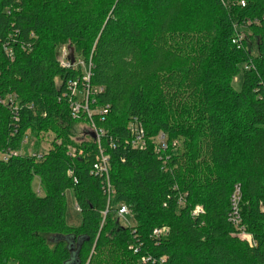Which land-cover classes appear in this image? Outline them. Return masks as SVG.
Listing matches in <instances>:
<instances>
[{
	"label": "trees",
	"instance_id": "obj_1",
	"mask_svg": "<svg viewBox=\"0 0 264 264\" xmlns=\"http://www.w3.org/2000/svg\"><path fill=\"white\" fill-rule=\"evenodd\" d=\"M80 124L99 141H75ZM8 151L19 155L0 160V264H264V0H0ZM101 152L110 189L94 171Z\"/></svg>",
	"mask_w": 264,
	"mask_h": 264
},
{
	"label": "built area",
	"instance_id": "obj_2",
	"mask_svg": "<svg viewBox=\"0 0 264 264\" xmlns=\"http://www.w3.org/2000/svg\"><path fill=\"white\" fill-rule=\"evenodd\" d=\"M241 40L242 38L239 36L237 37L236 39L233 40V44H236L238 45L239 47L241 46ZM59 62L61 64V67L63 68H70L72 67L73 65L70 63V61L68 60V56L67 58L66 57H60L59 59ZM90 72H88L87 76L84 78V80L86 82H89V79H90ZM70 89H71V92H72V95L73 96H76L78 95L77 94V83H71L70 85ZM85 94H83V97H84V100H87L88 99V95H89V92H91L89 90V88L87 87V90L84 91ZM86 96V98H85ZM81 109H85L86 111H88V107L87 105L86 106H82L79 102H73L72 103V110H73V113L75 114V116H77L80 112ZM89 115H91L90 112H88ZM130 131H131V141H132V146L134 148H139V149H144L147 145H146V136H145V133H144V129L142 127H140L137 122H133L130 126ZM96 134V139L99 141L100 139V133H95ZM157 143L159 145V147L157 148V150L160 152V151H163L165 149H167V142H166V137L164 134H160L157 138ZM19 153L18 152H13V151H8L6 153H0V160L2 161H5L7 162L12 156H18ZM97 163L94 165V171L97 173V174H100V175H106L107 177V186H108V189H110V184H109V180H108V171H109V167H108V159L107 157H105L102 152H101V156L98 158V160L96 161ZM236 193L233 195V198H232V208H233V214H232V217H231V221L233 223V225L235 227H238V229H240V223H241V219H240V216L238 214V202L240 201V190L239 188L236 189L235 191ZM77 207V211L80 212V209L78 206ZM197 212H202V209L201 208H198L196 210V213ZM119 215L120 217H126V216H129V210L127 207L125 206H122L119 210ZM156 233H159V231H155ZM249 238V237H248ZM249 240V239H248ZM251 241V239H250Z\"/></svg>",
	"mask_w": 264,
	"mask_h": 264
},
{
	"label": "rangeland",
	"instance_id": "obj_3",
	"mask_svg": "<svg viewBox=\"0 0 264 264\" xmlns=\"http://www.w3.org/2000/svg\"><path fill=\"white\" fill-rule=\"evenodd\" d=\"M69 49L65 46V45H62L60 47V51H59V57H66L68 56L69 58ZM78 58V64H81V65H84L83 64V60L81 57L77 56ZM240 81L241 79L238 78V80H235L234 82V85L236 90H239L241 84H240ZM79 97L81 98L80 101H83L82 99V94L79 95ZM92 113V112H91ZM95 133L94 131H92V129L86 125V124H80L77 129L75 130V141L77 142H80V141H87V140H90V137H93L94 138V134ZM96 137V136H95ZM52 136L51 135H44L42 141L40 142L39 144V151L40 152H46L49 150L50 148V143H51V140H52ZM32 145L34 144H37L36 143V140L34 138H32L31 142ZM34 189L42 195V192L41 189H40V186H39V181L38 179L35 180L34 182ZM236 192H234L235 194ZM66 198H67V221H68V224L72 227H78L81 223V215H80V212L77 211V205H76V202H75V199L73 197V194L71 191H68L67 194H66ZM238 206H239V202H238ZM121 219V222L122 224H129V225H134V221L132 219V217L129 215V216H126V217H120ZM241 237V236H240ZM249 237V238H248ZM242 239H251V236H248L245 235V234H242Z\"/></svg>",
	"mask_w": 264,
	"mask_h": 264
},
{
	"label": "water",
	"instance_id": "obj_4",
	"mask_svg": "<svg viewBox=\"0 0 264 264\" xmlns=\"http://www.w3.org/2000/svg\"><path fill=\"white\" fill-rule=\"evenodd\" d=\"M69 52H70V54H69V60L71 61L72 64H74L75 63V57H74V51H73V49H69ZM94 138L96 139L95 136H94Z\"/></svg>",
	"mask_w": 264,
	"mask_h": 264
}]
</instances>
